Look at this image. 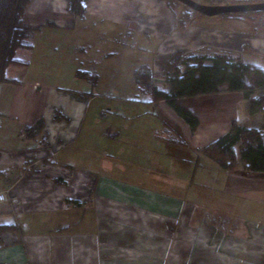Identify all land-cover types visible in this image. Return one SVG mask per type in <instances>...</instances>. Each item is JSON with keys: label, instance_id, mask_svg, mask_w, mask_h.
<instances>
[{"label": "crops", "instance_id": "obj_1", "mask_svg": "<svg viewBox=\"0 0 264 264\" xmlns=\"http://www.w3.org/2000/svg\"><path fill=\"white\" fill-rule=\"evenodd\" d=\"M164 5L159 0H86L85 13L79 16L68 11L67 0L31 2L26 11V22L33 28L39 27L33 34V48L28 52L29 58H32L24 71L15 68L10 72L14 76L20 72L19 77L26 79L25 83L20 85L19 78L16 80L8 76L16 80L13 84L19 87L10 95L5 118L8 122L0 127L2 141L14 144L12 147L0 146V190L11 186L10 201L0 205V224H15L18 229V232L6 231L0 235V264H264V222L244 217L248 210L264 214V208H231L235 214L233 217L238 218L234 223L226 212L221 211H217L221 213V221L212 217L208 219L207 210L202 208L205 215H199L194 224L193 218L201 208H150V201L155 202V198L149 194L136 198L133 205L119 199L121 196L116 191L124 196L127 194L112 183L104 181L100 184L101 180H98V183L87 186L85 175L90 173L71 167L68 157L71 144L85 123L87 101L80 93L41 89L38 87L40 84L35 82L43 76H59L76 82H88L89 79L92 84L116 83L111 80V73L106 72L108 49L90 51L91 55L85 59L91 58V62L83 63L84 59H74L78 53L77 42L74 45L65 44L62 39H69L77 24L79 28L86 22L107 24L110 32L106 33V29L95 32V40L107 34V39L116 38L118 33L111 31L112 28L121 30L119 34L131 29L145 34L147 32L134 25L135 14L146 16L151 15L152 10L160 9L158 11L169 23L170 16L166 14ZM172 21L177 29L173 17ZM47 23L50 25L47 26ZM190 28L198 29L195 23ZM112 34L115 36L112 37ZM43 37L47 39L46 50L41 44ZM56 37L58 47L54 45ZM252 37L259 42L262 40V44L254 46L248 41L242 45L247 44L254 52L264 55V36ZM247 38L250 37H244ZM57 50L68 58L67 73L56 72L61 59L54 55ZM197 50L200 51L201 47L187 52ZM95 55L97 60L93 61ZM101 61H104L103 66ZM152 71L154 81L162 75L161 70L158 72L153 68ZM1 84L4 87L11 85ZM167 86L170 87L169 84ZM4 87L0 92V107L6 90ZM206 96H211L206 106L211 114L217 113L220 105L230 106L236 102L242 104L249 115L247 102L240 92ZM157 103L162 105L164 102ZM57 110L68 121H55ZM190 112L199 119V127L195 129L174 114L196 138L201 132L203 114L198 110ZM249 117L248 124L240 125L255 128L264 125V112ZM209 127V130L213 129ZM85 128L91 134L96 131L95 125ZM226 132L223 130L221 134ZM207 142L208 139L203 143L194 142V148L199 150ZM61 152L65 154L59 158ZM203 157L205 161L201 172L225 179L224 192L238 199L254 197L263 200V173L248 171L242 165L233 171H225L213 160ZM210 166L213 172H207ZM127 198L132 201L133 197L129 195ZM199 228H204V231L200 232Z\"/></svg>", "mask_w": 264, "mask_h": 264}, {"label": "rangeland", "instance_id": "obj_2", "mask_svg": "<svg viewBox=\"0 0 264 264\" xmlns=\"http://www.w3.org/2000/svg\"><path fill=\"white\" fill-rule=\"evenodd\" d=\"M159 1H163L167 8L166 14L169 13L170 16L169 23H166L164 14L158 11L160 9L152 10V14L146 16L137 13L134 16V25L142 29V32H147L145 34H139L134 29L127 30L131 34L128 32L119 34L121 30L111 27V31H117L119 38L116 36L114 39H107V34L104 38L95 40L93 38L95 32L105 29L106 33L109 31L107 24L95 25L86 22L79 28L77 24L75 32L69 39H62L61 42L65 44L74 45L77 42L75 46L78 48V53L73 58L84 59L83 63L91 62V58L85 59L91 55L90 51L108 49L110 54L105 57L108 59L105 65L106 72L111 73V80L116 83L92 84L89 79L88 82H76L69 81L68 78L61 79L59 76L54 78L43 76L35 82L40 84L38 87H42L41 89L51 88L80 93L82 99L87 101L88 113L85 123L80 134L71 144V152L68 154L71 167L90 173L85 175L84 182L87 186L98 183V180H101L100 184H104L105 181L106 184L112 183L125 191L127 196L116 191L121 196L119 199H124L125 203L134 205L136 198L149 194L151 198H155V202L151 199L150 208H201L193 218V222L199 215H205L202 209L204 208L209 213H206L208 219L212 217L221 221L219 218L221 213L226 212L230 216V221L234 223L238 218L233 217L235 214L231 208H264V198L262 201L254 197L238 199L224 192L225 179H221L220 176H214V178L208 176L206 172H201L205 158L201 150L194 148V142L203 143L206 139L209 142L216 139L222 135L223 130H229L233 120L239 125L248 124L250 117L245 113L243 105L236 102H232L230 106L220 105L217 113L211 114L206 109L211 96L180 99L181 107L189 111L198 110L203 114L201 132L199 137L195 138L190 130L184 128L183 122L176 119L174 112L165 102L162 105L152 102L148 95L139 91L135 83L134 71L146 65L151 70L154 68L155 71L161 72V64L177 49L188 54L190 52L187 51H193L197 47H201V50L195 51L196 53L213 51V53L239 56L243 61L250 62L264 71V55L258 51L254 52L249 45H242L248 41L254 46L262 44V40L259 42L252 35L264 36V13L244 15L242 20L223 15L212 17L197 15L195 25L198 29L188 26L186 30H179L173 27L172 17L174 20V15L186 12L187 9L179 3ZM192 1L206 6L264 3V0ZM46 25L49 26L48 23ZM81 35L82 38H80ZM113 36L115 35L112 34ZM244 37L250 38L244 39ZM54 39V45L58 47L57 37ZM42 40L41 44H44L43 47L46 50L47 39L43 37ZM41 47L40 45V49ZM23 54L24 59L30 61L32 57L29 58L28 53ZM46 55H48L47 52ZM54 55L61 58L58 60L57 71L56 68L54 71L60 70L67 73L68 58H65L59 50ZM165 57L166 59H163ZM92 59L96 61V55ZM101 64L103 66L104 61H101ZM19 74L20 72H17L14 76V73H10L8 76L16 80L19 78L18 84L21 85L26 82V79L20 78ZM59 74L63 75L61 72ZM155 84L166 91L170 88L162 75L155 78ZM15 85L13 83L6 87L3 84L0 85V92L2 87L6 88L2 94L4 97L0 107V127L1 124L8 122L5 118H7L10 95L19 87ZM261 93L259 90L256 91L257 95ZM184 123L188 126L185 121ZM92 125L96 126V131L91 134L85 127ZM209 126L213 129L209 130ZM13 145L2 141L0 135L1 147ZM235 150L238 151V147ZM14 153L16 152L12 154ZM64 154L61 152L58 157H64ZM206 170L213 172L211 166ZM76 177L79 176L76 175ZM129 195L133 197L130 199L132 201L128 200ZM247 212L244 216L248 217L245 218L246 220L264 222V214H254L249 210ZM199 230L204 231V228Z\"/></svg>", "mask_w": 264, "mask_h": 264}, {"label": "trees", "instance_id": "obj_3", "mask_svg": "<svg viewBox=\"0 0 264 264\" xmlns=\"http://www.w3.org/2000/svg\"><path fill=\"white\" fill-rule=\"evenodd\" d=\"M33 0H0V83L16 80L8 74L24 69L28 61L23 53L33 48V28L26 22V11ZM169 3H179L167 0ZM86 0H67V9L74 15L85 13ZM181 4V3H179ZM187 10L174 15L175 27L186 30L196 22V11ZM260 12L228 13L223 16L242 20L244 15ZM50 25V24H48ZM247 45V44H246ZM162 77L169 84L168 91L160 89L154 81L149 66L142 65L134 71L135 83L140 92L149 96L152 102H165L191 129L199 127V119L179 105L178 100L206 96L222 92H240L247 102L248 114L264 112V71L239 56L226 53H184L173 52L163 63ZM83 75V74H82ZM262 93L257 95L256 91ZM55 121H68L60 110ZM238 147V151L235 148ZM204 156L213 160L222 170L233 171L238 165L246 170L264 174V125L246 127L233 120L229 130L200 148ZM6 231L18 232L15 224H0V235Z\"/></svg>", "mask_w": 264, "mask_h": 264}, {"label": "water", "instance_id": "obj_4", "mask_svg": "<svg viewBox=\"0 0 264 264\" xmlns=\"http://www.w3.org/2000/svg\"><path fill=\"white\" fill-rule=\"evenodd\" d=\"M204 16H217L228 13L260 12L264 11V3H250L237 5L206 6L192 0H175Z\"/></svg>", "mask_w": 264, "mask_h": 264}, {"label": "built area", "instance_id": "obj_5", "mask_svg": "<svg viewBox=\"0 0 264 264\" xmlns=\"http://www.w3.org/2000/svg\"><path fill=\"white\" fill-rule=\"evenodd\" d=\"M10 191H11L10 185H8V186H6L0 190V205L6 204L10 201V199H11Z\"/></svg>", "mask_w": 264, "mask_h": 264}]
</instances>
